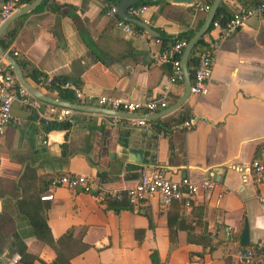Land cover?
I'll return each mask as SVG.
<instances>
[{
	"label": "crops",
	"instance_id": "0c3cea01",
	"mask_svg": "<svg viewBox=\"0 0 264 264\" xmlns=\"http://www.w3.org/2000/svg\"><path fill=\"white\" fill-rule=\"evenodd\" d=\"M116 1L41 0L39 8L7 25L0 40L7 31L15 33L6 49L0 48L15 59L24 81L49 98L98 107L76 98L74 89L133 101L162 95L168 108L183 94V81L181 75L169 80L172 66L158 59L163 49L155 40L203 22L206 12L194 9L203 0H192V5L148 0L144 13L133 18L155 30L156 38L143 30L122 32L116 16L106 15ZM255 1L220 2L231 15ZM203 40L202 47L207 40L217 42L207 91L189 94L174 110L147 119L148 128L133 125L129 117L79 108L64 107L69 114L59 118L60 106L38 99L27 108L11 102L19 124L0 132V178L17 182L26 166L33 170L37 187L45 188L40 195H52L44 200L51 236L62 237L63 252L86 245L69 258L70 264H153L151 252L158 264H237L232 252L239 246L244 218L248 246L264 247V206L257 197L264 194V184L254 183L250 168L253 160L264 165V14L248 18L230 35L211 27ZM0 66L8 62L2 58ZM40 74L64 78L70 98L40 85ZM183 115L191 121L186 127L185 121L177 122ZM50 122L59 127L49 128ZM154 169L172 180L187 177L212 185L198 189L187 209L176 201L163 205L156 194L131 203L130 209H114L103 200L104 192L123 190ZM66 173L89 178L92 191L49 185L51 178ZM22 186L23 194L32 193L30 181L23 179ZM3 212L13 226L0 220V264L19 260L11 230L33 257L32 264H50L54 250L38 241L28 220L0 198Z\"/></svg>",
	"mask_w": 264,
	"mask_h": 264
},
{
	"label": "built area",
	"instance_id": "2783aa9c",
	"mask_svg": "<svg viewBox=\"0 0 264 264\" xmlns=\"http://www.w3.org/2000/svg\"><path fill=\"white\" fill-rule=\"evenodd\" d=\"M23 4L22 0H3L0 5V20L3 21L15 12ZM194 9L206 12L208 6L200 3L194 4ZM146 7L144 5L128 7L125 14L128 17L141 16ZM264 14V0H256L254 5L246 9H238L233 12L229 19L221 26L218 20L211 21V27L223 29L224 35H230L238 30L250 17H255ZM106 15L116 16L117 27L125 34H131L132 28L124 20L117 15L115 5L111 6ZM145 23V22H144ZM155 41L158 42L156 39ZM187 41L180 40L172 45L170 48L162 50L158 59L161 62H170L172 66V74L169 77L171 82L175 81L181 75L180 56ZM217 49V42L215 40H207L205 45L196 52L197 62L193 68L192 77L190 78L189 94L199 96L207 91L208 81L211 77L213 56ZM13 56L16 52L12 53ZM2 59V58H1ZM0 59V60H1ZM17 78L11 68L0 66V132L7 125L19 124L10 112L11 102L15 99L24 107H34L37 105V99L30 95V93L21 85L15 88ZM51 81V76H39L38 83L46 85ZM64 88H70L68 82L61 84ZM74 95L79 100L85 101L87 104L94 102L96 106L102 109L124 112L127 114L141 115L129 119L133 125L149 127L148 120L142 115L151 114L153 112L164 110L168 103L162 95L151 99L142 101L125 100L121 98L111 97L108 95H93L91 93H83L79 89H74ZM59 118L65 117L69 114V110L61 107L59 109ZM114 118V117H113ZM191 121L185 122L188 126ZM44 142V141H43ZM252 178L255 184H264V165L256 160L250 163ZM51 187H62L68 190H79L82 192H91L92 183L89 178L84 175L77 174H60L53 177L49 181ZM211 182L202 180L200 182H193L187 177H182L178 180H172L164 175L159 169H154L148 174H142L138 182L123 190H108L104 192L103 200H120L125 198L129 203H135L144 198L156 194L161 204L168 205L173 201L179 202L185 209L189 208L191 201L200 188H211ZM258 200L264 206V194L258 195ZM40 200H51L52 195L49 193L39 196ZM232 257L237 264H264V258L255 254V249L249 246H237L233 252Z\"/></svg>",
	"mask_w": 264,
	"mask_h": 264
},
{
	"label": "trees",
	"instance_id": "16d2710c",
	"mask_svg": "<svg viewBox=\"0 0 264 264\" xmlns=\"http://www.w3.org/2000/svg\"><path fill=\"white\" fill-rule=\"evenodd\" d=\"M211 1L212 0H203L201 4L205 6H209ZM148 2H149L148 0H140L138 3L135 4V6L146 5ZM41 3H43V0ZM41 3L39 4L37 8L40 7ZM229 17H230V14L227 13L223 9L222 3L220 2L219 5L217 6L213 20H218L219 24L223 26L225 21L228 20ZM201 22L202 20H199L192 28H187L186 26L185 30H183L182 32H180L174 37L167 36L165 34H159V37L157 38V40L160 43V49L161 50L168 49L180 40L188 41L189 38L192 36V34L198 29ZM131 28L134 32L142 31V29L137 26H131ZM210 28H211V23L209 25L208 30L205 32L204 35L208 33ZM14 33L15 31L14 32L7 31L6 34L4 35V38L0 40V46L2 47V49L5 50L6 46L10 44V42L13 39ZM203 36L198 40V42L196 43V45L194 46V48L191 50V52L188 55L186 66H187V72H188L189 77H192L193 68L197 62L196 52L199 51V49L202 47L204 43ZM19 65L21 67L23 66L21 62H19ZM39 76H41V74L38 75V77ZM38 77L36 78L37 81H38ZM65 81L66 80L64 78L51 77V81L48 84H46L45 87H47L48 89L56 90L58 93V96L62 99H69L70 98L69 91L64 90L65 88H60V85L64 83ZM188 116L186 115L181 116L179 121L177 122L178 123H181L184 121L187 122ZM56 127H59V124L50 122L49 128H56ZM46 129H48V127H46ZM32 171L33 170L31 168L26 166L21 175V178L17 182H15L13 178L12 179H8V178L1 179L0 178V198H2L4 203L10 206L11 210L16 215L24 216L28 220L29 225L31 226L33 230V234L38 241L51 247L54 250L55 257L53 258L50 264H70L69 258L72 255L78 254L79 252L84 250L86 248V245L82 244L79 247V249L77 248L75 252H63L61 248V247H64L62 243V237L55 240L51 236L49 227L46 223V215H45V211L48 207L46 203L47 201L40 200L39 198L40 194L43 193L45 188L37 187L36 180H34V177L32 175ZM140 177L141 176H139L138 180L140 179ZM23 179L30 181L33 185L32 193L29 195L23 194V186H22ZM1 180H3V182ZM138 180L136 181V183L138 182ZM136 183H134L133 185H135ZM131 186H128V187H131ZM128 187H125V188H128ZM106 202L108 203V207H111L114 209L121 207V206L123 207L126 206L128 207V209H130L132 206V204L129 203L128 200H126L125 198H122L118 201L107 199ZM0 220L2 221L4 226L7 225L8 227L11 226L12 228L13 222H12L11 217L7 213L3 212L0 215ZM11 234L15 239L14 249L16 253L19 255V260L17 264H32L33 257H31V255H29L26 252V246L24 245V243L17 238L16 232L11 230ZM191 241H192L191 239H188V242H191ZM254 247H255V254L257 256L264 258V247H261L259 249L256 246ZM155 255H156V252H151L149 254L150 261L153 264H158V261ZM41 263L45 264L43 262Z\"/></svg>",
	"mask_w": 264,
	"mask_h": 264
},
{
	"label": "water",
	"instance_id": "95a60500",
	"mask_svg": "<svg viewBox=\"0 0 264 264\" xmlns=\"http://www.w3.org/2000/svg\"><path fill=\"white\" fill-rule=\"evenodd\" d=\"M138 1L139 0H117L114 3V5L116 7L118 17L120 19L124 20L125 22L131 23V24H134V25L140 27L144 32H146L150 36L155 37V38L158 37V33L155 30H153L149 25H147L143 21L138 20L136 18L128 17L125 14L126 9L128 7L136 4V2H138ZM168 1L172 2V3H177V4L179 3V4H190V5H192V3H193L192 0H168ZM220 1L221 0H212L211 1L210 5L208 6V8L206 10L202 24L192 34V36L186 42V44L182 50L181 57H180V69H181V76H182V81H183V94L181 95V97L176 102L171 104L168 108H166L162 111H159L158 113H155V114L142 115L144 118L152 120V119L158 118L159 116H163V115L167 114L168 112L179 107L182 104V102L185 100V98L189 95L190 77L188 75L187 66H186L187 58H188V55L191 52V50L194 48V46L198 42V40L208 30L209 25L214 18L217 6L219 5ZM40 2H41V0H33L27 4H24V5L20 6L15 12H13L9 17H7L5 20H3L0 24V35L12 20H14L18 16L24 14L27 11L33 10L35 7H37L39 5ZM0 56H1V58H3L4 60H6L8 62V66L11 68V70L15 74L19 83L33 97H35L38 100L49 102L52 104H56L60 107L79 108V109L85 110V111L94 110L96 112H100V113L110 115V116H124V117H129V118L141 117V115H139V114L135 115V114H127L124 112L110 111V110H106V109H102V108L90 106V105H76V104H71L68 102L61 101V100L49 98V97L45 96L44 94L38 92L37 90L31 88L24 81L23 76L21 74V70L19 69L15 59L11 55H9L7 52H4L1 48H0ZM78 106H80V107H78ZM40 121L44 122V123H48L47 121L42 120V119H40ZM237 242H238L239 246H248V243H249V241H248V226H247V221L245 218L243 220L242 229H241V232L238 236Z\"/></svg>",
	"mask_w": 264,
	"mask_h": 264
}]
</instances>
